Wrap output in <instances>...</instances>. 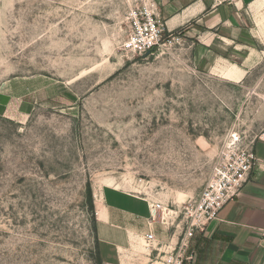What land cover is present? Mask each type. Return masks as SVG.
I'll return each instance as SVG.
<instances>
[{
    "label": "rangeland",
    "instance_id": "374dc122",
    "mask_svg": "<svg viewBox=\"0 0 264 264\" xmlns=\"http://www.w3.org/2000/svg\"><path fill=\"white\" fill-rule=\"evenodd\" d=\"M130 6L0 0V264L146 263L145 220L131 222L121 260L102 249L107 181L179 210L226 143L252 146L264 130L263 52L204 68L184 36L135 54L124 46ZM255 10L264 37V0Z\"/></svg>",
    "mask_w": 264,
    "mask_h": 264
},
{
    "label": "crops",
    "instance_id": "0c3cea01",
    "mask_svg": "<svg viewBox=\"0 0 264 264\" xmlns=\"http://www.w3.org/2000/svg\"><path fill=\"white\" fill-rule=\"evenodd\" d=\"M260 1L155 0L156 12L168 33L196 39L192 58L204 68L224 62L234 64L240 59L244 63L247 57L255 63L262 57L264 51L257 44L264 46V37L254 17ZM253 147L258 161L249 181L222 208L219 219L196 232L190 244L191 258L185 264H264V130ZM109 191L129 196L135 203L112 202ZM102 197L108 219H101L104 226L99 233L107 257L122 259L129 239L135 235L129 228L135 220H145L141 237L152 230L160 242L172 238L164 225L150 221L147 201L110 186L103 189Z\"/></svg>",
    "mask_w": 264,
    "mask_h": 264
},
{
    "label": "built area",
    "instance_id": "2783aa9c",
    "mask_svg": "<svg viewBox=\"0 0 264 264\" xmlns=\"http://www.w3.org/2000/svg\"><path fill=\"white\" fill-rule=\"evenodd\" d=\"M130 2L129 26L124 40L126 49L138 55L153 54L159 46L181 39L179 34L166 31L163 18L156 12L155 0ZM257 161L253 145L243 146L238 143V139H233L217 154L203 189L183 208L178 210L162 200L147 199L151 221L160 222L169 232L180 216L182 219L176 224L177 229L168 241H158L152 230L146 232L141 238L148 252V261L145 263L137 258L132 263L185 264L191 258L190 244L196 232L219 219L222 208L249 181ZM180 226L181 231L178 233Z\"/></svg>",
    "mask_w": 264,
    "mask_h": 264
},
{
    "label": "bare ground",
    "instance_id": "6f19581e",
    "mask_svg": "<svg viewBox=\"0 0 264 264\" xmlns=\"http://www.w3.org/2000/svg\"><path fill=\"white\" fill-rule=\"evenodd\" d=\"M105 185L106 186H110V187H114L116 189H119L117 187L118 186V182L116 180H114V179L107 181V183ZM140 188H141L140 184H137V185L133 186V189H134L135 192H140ZM99 208H100V219H104V220L108 219L107 208H106L104 202L101 199H100V202H99Z\"/></svg>",
    "mask_w": 264,
    "mask_h": 264
}]
</instances>
